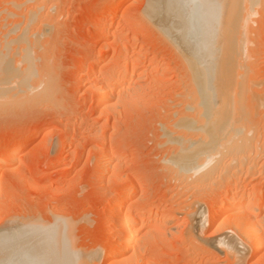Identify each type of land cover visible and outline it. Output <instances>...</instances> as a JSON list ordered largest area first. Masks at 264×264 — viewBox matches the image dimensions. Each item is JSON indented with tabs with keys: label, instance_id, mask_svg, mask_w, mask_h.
Instances as JSON below:
<instances>
[{
	"label": "rangeland",
	"instance_id": "rangeland-1",
	"mask_svg": "<svg viewBox=\"0 0 264 264\" xmlns=\"http://www.w3.org/2000/svg\"><path fill=\"white\" fill-rule=\"evenodd\" d=\"M33 1L0 0V59L13 57L14 64L10 63L15 71V77L0 81V157L16 147L13 164L0 165L1 231L20 223L44 228L60 225L73 254L63 257L65 264H120V260L122 264H264V222L259 224L263 242L259 250L239 246L240 235L229 229L230 220L224 225L221 208L237 187L248 192L246 202L257 192L264 198V0L255 7L251 21L244 23L249 39H243L250 49H246L248 43L243 48L250 53L239 48L247 59L240 50L236 68L240 71L237 75L244 73L241 84L249 88L246 96L251 97L249 102L246 96L241 102L230 101L234 108L229 107L239 109L234 120L241 124L244 136L240 139H248L251 147L246 151L248 158L231 166L224 160L211 181L199 184L177 175L167 165L174 151L173 145L167 144L168 136L176 123L182 117L189 123L191 117L192 123L198 124L204 117L200 102L193 100L190 72L182 55L143 16L149 0ZM38 11L39 19L27 23L28 13L37 16ZM106 27L107 33L100 32ZM246 40L240 41L241 46ZM116 64L127 65L128 71L114 73ZM133 66L137 67L135 75ZM101 75H115L121 85L128 80L123 84L130 86L117 94L109 107H104V99L93 88L102 85L96 81ZM22 77H27L24 86ZM235 83L240 86V81ZM233 111L227 112L232 115ZM175 130L172 137L179 131ZM167 132L168 139L163 136ZM22 147L24 152L16 153ZM106 152L112 154L110 170L100 159ZM130 184L135 194L125 205H132L134 217L143 211L165 212L173 221L154 220L143 233L136 234L133 242L140 240V257L135 250L115 257L108 253L113 243L112 204ZM261 214L264 216V206ZM218 239L237 244L242 257L236 261L228 256L217 246Z\"/></svg>",
	"mask_w": 264,
	"mask_h": 264
},
{
	"label": "bare ground",
	"instance_id": "bare-ground-1",
	"mask_svg": "<svg viewBox=\"0 0 264 264\" xmlns=\"http://www.w3.org/2000/svg\"><path fill=\"white\" fill-rule=\"evenodd\" d=\"M206 1L207 2H205L204 0H149L147 4L148 7H147L146 14L143 13V16L146 15L148 19L146 20L147 21L150 20L151 23L153 22L152 24L153 25L155 24L154 26L156 28L158 27L157 29L159 33L161 35L163 34L165 36L163 37L166 38V40H169L170 43H172V46H174V48L177 49V52L182 55L183 57L182 59H184V63L190 72L188 77L190 79L189 81L192 86L191 90L194 89L192 91V94L194 93L193 95H195V96H192L194 97L193 100L197 101L198 99L197 102L198 103L200 102L199 104L202 106V107L200 106L201 107L200 110L202 111L201 114L199 111L198 112L201 116L204 117V119L200 117L201 121L199 122L194 119L198 124L192 123L193 118L191 119V117H189L190 118L189 119L187 116L188 120L189 121L191 120L189 123H187L188 121H186L187 120L186 117L185 118L182 117L186 121L185 123L183 119L182 120L180 119V121L178 120L179 122L176 121L177 123L174 121L176 123V125L174 126L175 129L179 130V131L177 130L178 133L176 135L178 137H176L175 134L173 135L174 137H172L171 135L174 132H176L175 129H174V132L173 131H171V133L167 132L166 135H163L166 137L170 134L168 136V138L170 139L167 141V144L168 146H170L169 143H171L173 145L171 147L174 148L173 154L169 155L170 157H168L167 159V165H169V167H171L172 170L177 175L187 177V179L190 178L194 180V182H198V184L201 181L204 182L205 179H209V181H211L210 178L212 177L215 169H217V167L219 166L221 162H225L228 160L226 164L229 162V166H231V165H235L238 162H242L243 159L248 158V157L247 158L245 157L246 151L249 150L251 147H249L248 145V142H247L248 139L246 141L247 143L243 142L240 139L241 137L244 136L241 131V127H240L241 124L240 125L238 124L239 122L237 121V119L234 120V117H236L235 114H237L235 112L237 111L239 112V109L237 107H235L237 111H235V109H232L234 108L232 103L235 102L236 99L238 100L240 98L243 99V97L247 95L246 93L248 92L247 90L249 89V88L244 89L245 85L242 87V84H241V81L243 79L240 80V77L244 73L239 76L240 71L236 72L237 71L236 68H239V64H238L239 59H240L239 52L241 50L239 48H242V50L243 49L245 50L243 46L245 47V45H247L248 43L246 49L247 48L250 49V47H248L249 42H247L246 39H243V38L249 39L248 36L245 37L246 35L244 33L246 32L247 34V30L244 31V26H246L247 24L245 21L246 19H247V22L251 21V18L253 17L251 18L249 17L254 14V11H256L255 7L257 6L258 8V5L262 4L260 3L261 2L260 0H206ZM37 10H38V7H35L36 12ZM39 14H40L39 11H38L37 16H34V14L28 13V15L26 16L28 22L27 21L26 22L30 23L36 17H38L37 19H39V16H38ZM116 16H118V14ZM249 24L251 25V22ZM106 29L107 27L101 28L100 32L107 33ZM25 31L26 29L24 28L22 31V35H23V32ZM241 32H242V35L240 36ZM238 37H240V39L242 37V39L240 40ZM239 40L240 41L243 40V42L244 40H246L245 41L246 44L243 43V45L241 46L242 42L240 43ZM254 44L256 45V43ZM250 45L253 46V43ZM242 50L240 52V54L242 53V55L245 54L246 51L249 52L248 50H245V51L243 50L245 52L244 53ZM244 57L245 58L247 57L246 54L244 55ZM244 57L242 56L241 58L243 59ZM7 58H5L4 60L0 59L2 60L0 61V81L2 80L1 82L6 81L11 76L15 77V74L13 75V72L15 71L12 67L14 63L11 61L13 57L11 58V60L9 59L8 61H7ZM26 61H28V59ZM10 62H12L13 64L11 65ZM119 65L118 64L114 65L115 70L112 69L114 73L116 71H119V73L128 71L127 65H124V66H119ZM29 66L27 67L25 66L26 71H29V68H28ZM37 66L38 65H36V67ZM247 67H250V66H247ZM247 67H245L246 70H247ZM136 68H137L136 66L132 67L133 69L132 74L136 72L135 70ZM17 72H18V69H17ZM237 73L239 74L237 75ZM107 74L109 75V73ZM110 74H113L112 71ZM108 75L106 76L101 75L97 77L96 81L98 82L100 81L103 83L102 85H97L98 84L97 83L96 84L97 86L93 87L99 93V95L102 96V98L104 99V103H103L104 107H109V102L112 101L117 96V94L119 95L123 91L130 89V86L125 85V84H128L127 82L128 80L125 82L121 81L123 85L122 86L121 83L117 80V78H115V75H110L109 77ZM23 78L24 77L21 78L22 79L21 82H24L22 83V86L26 85L25 82L27 80V77H25L24 80ZM18 79L20 80V78ZM238 80L240 81V86H239ZM236 81L238 83V87L236 86L237 85L235 83ZM8 82L10 83V81ZM252 82H254V80ZM4 84L6 83L4 82L2 85ZM99 86H102V87H99ZM120 86L121 88L124 86H127V87L121 89ZM4 87H6V85ZM35 87L38 88V86H35ZM236 87L238 89L240 88L239 89L240 93L237 92ZM1 88L2 87L0 84V90ZM7 88L8 87H6V89ZM29 91L30 90H28V92ZM1 96L3 97V95ZM250 97L251 95L246 96L247 98L246 100H248V102H249L248 98ZM228 101L229 102L231 101L232 103L231 102L230 103L232 105H229ZM251 101H253L252 98H251ZM259 102L260 100L258 98L257 103ZM261 102L263 104L259 103L257 104V106L258 105L260 106L262 104L261 106L263 108L264 100ZM244 104L245 102L243 103V105ZM230 106H232L231 109L229 108ZM229 110H232V111L234 110L232 112L234 114L231 113L233 116L230 115L229 112H227ZM241 118H244V117H241ZM251 125L252 124H250V126ZM179 132H182L184 134L186 133V134L185 135L182 134L183 136H181ZM187 134L189 138L186 136ZM189 135L190 136L192 135L193 138L190 137ZM15 148L16 147L14 145V147H12L5 154V156L3 155L2 157H0L1 158L0 165L1 164L3 165L4 163L9 164L12 161H14ZM24 150H25L24 147H22L21 149H19V151L17 150L16 153L18 154L22 153L24 152ZM111 155L112 154L110 153L107 154L106 152L105 155L100 156V159L102 163L106 166L107 170H110L111 168V160H112ZM11 164H13V162ZM2 178H3V175L0 176V183L2 182ZM127 186H126L127 189L125 191L122 190L123 192L120 191V193L117 194L118 196L116 200L114 201V203L112 204V210L114 213V218H113L114 222H113V227H112L113 235H111V237L113 238V243L111 241L112 244L110 243L111 245L110 248L108 246V249H110L108 250V253H110V255L115 256V257L119 256L118 253L121 254V256H123V255H128L129 252L133 250L137 252L138 246L141 245L139 244L140 240L137 241V243H134L133 238L136 236L137 233H140V231L142 232L143 229L145 231V228L149 226L148 224L151 223L152 221L161 220L163 221V223L165 222L167 224H170L173 221L172 218L168 215V213H165V212L161 214L160 213L155 214V213H148V212L143 211V212H140L137 217H134L133 215L135 214L133 213V208L131 210V207H130L132 205L127 207L125 203H127V201H129L133 197V195L135 194V189H133L132 185L128 187ZM258 193L259 192H257V194ZM257 194L252 195L251 197L252 199H250L251 201L246 202V198L248 199L249 197L248 192L246 190L244 191L240 190V188L237 187L235 188L232 195H230L229 197L223 200V204L221 206V208L224 210V214H222L224 225H227V222L230 220L231 228L229 227V229L231 231H234L238 235H240L239 237L241 238L242 245L239 244V246L249 247L255 251L259 250L263 244L261 237H260V233H259V224L264 222V216H261L262 208L264 206V198H262V195H261L262 193L261 194L259 193V195ZM192 204H195V203L193 202ZM125 206L128 209L125 210ZM198 211H196L197 214H199ZM197 214L196 215L194 214V216H197ZM199 216L201 217V215H198V220L203 218L204 213L202 214L201 218H199ZM212 216L213 218L216 217V220H217V213H214ZM14 223L16 224V222ZM200 223L201 222H199L198 225ZM203 224H204V221H203ZM136 225H140V228L136 229L135 228ZM51 226L53 227L44 228L40 225L37 226L35 224L30 225L28 223H20V224H17L16 226L14 225L13 227L2 229V231L0 229V264H60L59 259L61 260L63 264H65L64 261H62L63 257H70L73 255V254L70 255V251H68V249L70 248V245L67 243V241L69 242V240H66L68 239V237L66 238V230L65 228L63 229V227H61L60 225H57V224L55 225L54 223ZM199 227H196V228H199ZM118 242L119 244H117ZM216 242H218V245L217 244L216 245L219 247V249L225 251L228 256L234 257L236 261L242 257L240 254V250H238L237 248V244L235 245L234 243H229L225 240H219ZM68 245H69V248H68ZM245 250H244V253H245ZM115 253H117V256L115 255ZM138 254H139V251H138ZM110 255L107 257H110ZM140 256L141 255L139 254V257ZM57 257H59V259H57ZM60 257H62V259ZM96 257H99V256L96 255ZM64 259H67V258H64ZM122 262L123 261L120 260L119 263L122 264ZM116 263L118 264L117 261Z\"/></svg>",
	"mask_w": 264,
	"mask_h": 264
}]
</instances>
